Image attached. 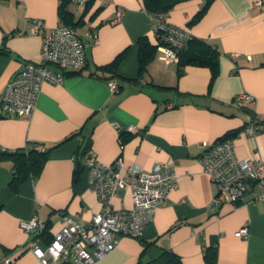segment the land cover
Here are the masks:
<instances>
[{
  "label": "crops",
  "instance_id": "obj_1",
  "mask_svg": "<svg viewBox=\"0 0 264 264\" xmlns=\"http://www.w3.org/2000/svg\"><path fill=\"white\" fill-rule=\"evenodd\" d=\"M206 1L178 0L168 19L218 49L214 78L207 65L165 63L159 46L140 74L138 39L146 35L158 43V19L144 0L84 5L70 0L67 10L85 44L84 66L67 72L61 83L44 82L31 116L0 117L1 146L21 149L38 143L48 151L39 175L29 176L17 191L10 187L13 162L0 161V262L14 256L20 264H41L27 249L33 234L21 226L33 213H39L52 237L62 215L89 226L101 211L79 153L90 141L88 150L101 161L121 157L124 175L131 165L151 170L158 161L178 174L177 187L142 235H121L97 264H166L167 251L182 264H207L209 247L217 249L216 264H264V200L252 201L257 188L250 187L238 205L213 206L218 188L198 161L203 142L227 136L235 138L239 157L264 159V129L255 136L243 132L252 121H264V0L259 7H253L255 0H212L199 14ZM62 2L0 0V93L19 69L41 61L43 32L32 34L31 20L55 27ZM118 9L123 15L113 24ZM120 53L117 70L103 68ZM109 80L116 81L117 91ZM243 91L256 100L239 107L234 98ZM130 125L138 131L128 132ZM78 156L82 166L75 181ZM131 203L130 188L113 199L115 208ZM244 227L247 236L238 234Z\"/></svg>",
  "mask_w": 264,
  "mask_h": 264
},
{
  "label": "built area",
  "instance_id": "obj_2",
  "mask_svg": "<svg viewBox=\"0 0 264 264\" xmlns=\"http://www.w3.org/2000/svg\"><path fill=\"white\" fill-rule=\"evenodd\" d=\"M72 1L84 5L91 0ZM261 3V0H255L253 7H259ZM122 15V10L118 9L111 23L120 21ZM154 16L158 19L156 35L160 43V59L165 63L179 61V52L189 47L194 36L188 29L171 23L169 12ZM31 22L32 34L43 32L41 61L27 63L0 93V116H31L44 82L61 83L67 72L79 70L85 64V44L72 25L60 20L55 27L46 28L41 19H33ZM92 36L97 41V34ZM109 85L112 91L118 90L115 80H109ZM255 100L252 94L243 91L235 96L234 103L243 107ZM116 127L119 129V125ZM263 129L264 123L252 121L244 127L243 132L255 136ZM127 131L136 133L138 127L130 125ZM202 147L198 161L218 188L211 201L213 206H221L225 202L238 205L244 201L250 187L257 188L253 202L264 200V159L239 157L232 136L223 137L212 144L203 142ZM0 148L14 150L1 145ZM37 148L45 149L42 144H38ZM83 159L84 167L89 172L90 185L102 209L93 215L89 226L72 215H62L61 225L50 241L44 237L46 224L38 212L23 219V230L33 234L27 249L41 264H97L119 244L121 235L140 237L147 223L153 220L157 208L166 202L170 192L178 185L176 170L162 161L156 162L151 170L131 165L124 175L121 157L105 163L88 151ZM124 188L131 189L132 203L130 206L115 208L113 199ZM238 234L247 236L248 229L244 227ZM0 264L20 263L14 256H6Z\"/></svg>",
  "mask_w": 264,
  "mask_h": 264
},
{
  "label": "trees",
  "instance_id": "obj_3",
  "mask_svg": "<svg viewBox=\"0 0 264 264\" xmlns=\"http://www.w3.org/2000/svg\"><path fill=\"white\" fill-rule=\"evenodd\" d=\"M212 0H207L205 6L200 10L199 14H201L209 2ZM70 0H63L60 7V16L61 20L65 23L72 25L73 24V16L67 10V5ZM178 2V0H144L145 7L147 11L151 14L155 15L161 12H169V10ZM139 44V61H140V74H143L146 70L150 62L154 59L157 51L158 43H152L150 39L145 35L141 36L138 39ZM124 53H120L111 63L106 64L103 68H108L110 70H117V67L123 57ZM220 52L216 47L208 44L206 41L193 37V39L189 43V47L179 52V63L181 65L186 64H196V65H207L210 67L212 71V78H214L218 72V58ZM245 107V106H243ZM1 117V116H0ZM260 123H264V121H260ZM38 143L29 144L21 149L14 150H3L0 148V161L5 159H10L13 169V178L10 182V187L13 191H17L24 180H26L29 176L36 177L39 175L43 166L48 157L47 150H39L37 148ZM90 148V141H87L80 153V157H83ZM80 157H77V170L75 172V181L79 177V173L81 172L82 161ZM48 227V225H47ZM45 239L50 241L52 237L47 236V230L44 231ZM166 264H182L180 258L174 253L167 251L166 255ZM205 259L207 264H216L217 262V249L216 247H209L205 250Z\"/></svg>",
  "mask_w": 264,
  "mask_h": 264
},
{
  "label": "water",
  "instance_id": "obj_4",
  "mask_svg": "<svg viewBox=\"0 0 264 264\" xmlns=\"http://www.w3.org/2000/svg\"><path fill=\"white\" fill-rule=\"evenodd\" d=\"M24 68H25V67L19 69L18 72L12 77V79L15 78V77H16V76H17V75H18V74H19Z\"/></svg>",
  "mask_w": 264,
  "mask_h": 264
}]
</instances>
